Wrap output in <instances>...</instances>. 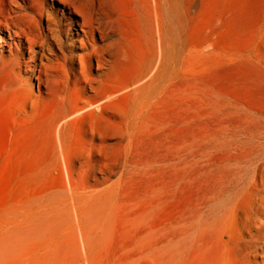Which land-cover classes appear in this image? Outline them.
<instances>
[{
  "label": "rangeland",
  "instance_id": "obj_1",
  "mask_svg": "<svg viewBox=\"0 0 264 264\" xmlns=\"http://www.w3.org/2000/svg\"><path fill=\"white\" fill-rule=\"evenodd\" d=\"M182 3L191 14L178 30L172 84L167 89V82L141 122L132 124L122 101L99 116H86L73 130L69 150L76 160L68 168L73 181L89 193L108 178L97 188L114 183L119 203L107 256L98 263L83 257L79 264H264V236L249 237L246 206L236 212L230 238L199 233L195 221L217 185L220 166L235 155L224 150L230 146L225 141L240 149V142L264 133V0ZM1 49L6 58L8 48ZM90 74L100 75L94 65ZM3 82L0 75V227L20 216L21 248L0 251V264H73L68 248L59 259L34 261L37 200L27 192L15 200L6 191L18 127L34 115L49 122L56 107L46 94L36 98L37 81L24 71L6 89ZM53 164L56 182L47 186L57 189L67 173Z\"/></svg>",
  "mask_w": 264,
  "mask_h": 264
},
{
  "label": "bare ground",
  "instance_id": "obj_2",
  "mask_svg": "<svg viewBox=\"0 0 264 264\" xmlns=\"http://www.w3.org/2000/svg\"><path fill=\"white\" fill-rule=\"evenodd\" d=\"M190 11L182 0H0V54L8 48V56L0 57L2 88L19 81L24 71L37 81L36 98L46 94L56 107L49 122L41 115L23 121L7 164L6 191L15 200L21 192L37 200L31 244L37 263L59 259L66 248L73 264L83 257L98 263L107 256L118 218L116 186L98 189L109 183L105 178L86 193L73 181L68 173L76 160L69 150L73 130L86 116H99L122 101L132 124L141 122L171 79L178 30ZM93 65L98 77L90 74ZM231 141H225L230 146L224 150L235 155L220 166L217 185L195 219L196 230L230 238L236 212L246 206L247 233L261 240L264 133L240 142V149ZM53 162L67 173V182L57 189L47 186L56 182ZM19 221L15 215L1 225V252L21 248Z\"/></svg>",
  "mask_w": 264,
  "mask_h": 264
}]
</instances>
